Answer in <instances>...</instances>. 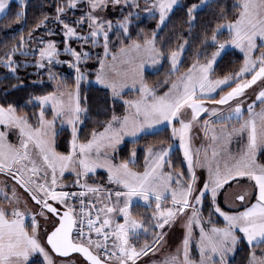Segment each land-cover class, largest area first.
<instances>
[{
    "label": "snow or ice",
    "instance_id": "1",
    "mask_svg": "<svg viewBox=\"0 0 264 264\" xmlns=\"http://www.w3.org/2000/svg\"><path fill=\"white\" fill-rule=\"evenodd\" d=\"M17 2L24 4V0ZM108 2L109 0H59L54 16L41 19L27 36L22 35L11 49L0 57V65L13 75L17 73L21 63L25 66L31 63L38 69L37 75L47 70L48 80L55 81L56 89L30 97L29 102H35L40 109L35 125L29 122L27 115L18 114L13 104H0V125L5 129H18L20 134L19 145H13L7 141L9 133L0 131V175L10 178L0 185V199L6 201L0 203V264H29L36 254L43 257L45 264H54L41 239V217L44 218L45 224L51 223L52 230L43 232L46 244L51 246V250L64 256H68L70 252L82 253L90 264H138L142 256L159 250L165 240L163 230L174 226L185 217L181 245L175 253L166 255L160 264H229L228 254L234 252L242 241H246L251 249L248 264H264V164L257 162V153L264 150V0H239V3L234 5L238 8L236 18L226 23H218L210 40L205 37L202 49L197 52L199 57L204 54L203 49L210 44L215 48L211 57L206 62L197 58L183 72L179 70L189 47V40L180 43L177 49L165 52L164 41L157 47L159 32L153 31L151 37L145 36L142 42L132 40L127 45H122L119 49V59L124 67L121 69L113 63L111 70L120 80L130 81L133 90H136L138 85L140 95L136 99L124 100L125 114L121 116L113 111L102 130H93L91 138L81 143L77 125L81 122V115H86L87 109L80 105V87L86 79L80 64L90 56L88 51L83 50L84 45L95 46L100 43L102 37L106 57L113 32L117 33V42H121L120 37L127 40L130 36L133 12L116 21L105 19L101 11L107 8ZM211 2L212 0H201L199 4L186 7V22L190 27L196 22L197 11ZM9 3L10 0H0V13L5 12ZM111 3L113 7L126 5L132 9L141 8L139 0H111ZM81 5L85 6V10L79 18L67 15ZM178 6L179 0H152L150 5L143 6V11L152 16L158 14L157 29H160ZM24 9L16 13L17 19L26 15V4ZM49 22L60 27L64 37L63 52L71 57L70 60H59L61 49L50 39L52 29H47V36L35 35L36 31ZM78 29L85 30L81 32ZM225 29L228 38L218 39ZM73 39L81 42L80 51L69 43ZM229 45L243 53V63L234 73L229 72L222 77L213 78L215 64ZM257 50L259 55H256ZM17 55H31L35 59L18 62L15 59ZM165 58L171 64L170 71L179 72V75L171 80L170 87L166 81L167 91L158 94L154 86L145 82V66L154 67ZM117 59L114 55L113 62ZM99 62L97 82L110 88L114 97H121L125 84L116 78H109L105 71L108 65L104 58ZM60 63H67L77 73L73 90H62L66 89L67 85L58 80L57 74L52 71V68ZM229 85L234 86L227 92L220 91ZM20 86L22 82L11 85L12 88ZM253 86L258 87L259 91L256 92ZM249 90L253 91L255 98L247 103L245 116L244 104ZM217 92H220L219 99L213 98ZM206 100L210 102V106H206ZM48 105L53 113L51 120L45 116ZM202 114L215 120L236 122L231 129H228L227 124L222 125L219 134L212 136L214 145L218 144L219 148L214 146L210 157L205 151L203 159L199 150L194 153L190 146L191 130ZM60 118H63L61 123L67 122L72 129L70 151L67 154L57 152L54 147L58 134L55 121ZM164 122L171 128L170 138L179 140V148L187 164V179L184 178L183 172L164 171L166 165L172 167L169 160L171 145H161L159 151L149 147L143 172L133 171L129 167L130 163H135V149L131 158L120 164H113L107 158L109 150L114 153L124 137L138 139L142 135L157 131V126ZM204 127L208 129V120H205ZM213 131L215 133L216 130ZM245 133L246 142L237 153H232L226 144L234 137L243 141ZM205 134L207 135V131ZM30 145L38 151L42 165L37 164L33 152L30 151ZM97 167L106 168L109 182L121 186V190L114 192L115 203H112L111 190L103 207H97L89 201V205L95 210L93 218L92 211H85L89 205L85 204L84 197L86 193L98 196L101 189L86 182L81 184L80 177H87ZM197 167L207 169L208 175L202 187H197ZM68 168H71L77 177L74 184L85 189L84 192L57 191V170L62 175ZM241 178L254 182L251 192L247 189L241 190L239 194L233 192L234 202L239 203L243 210L231 213L223 211L218 202L219 195L223 193L227 201L229 194L225 189L232 191V183H237L239 187ZM18 188L28 193L31 201L39 207L38 213L27 208L28 200L22 199ZM169 195L171 205L166 206L162 201H166ZM252 195L255 196V202L248 199ZM206 196L210 199L211 211L219 214L225 221L223 227L213 224L210 229H205L201 206ZM77 198L79 212L77 206L70 203V200ZM133 198L148 202L149 207L154 200V210L145 214V219L138 220L130 210ZM56 203L63 207L62 213L55 206ZM248 204L250 206H246ZM29 215L30 230L29 225L25 223ZM117 215L122 216V223L114 219ZM208 223H211V216ZM194 227L199 228V240L196 241L199 261L190 256ZM74 228H77L79 233L78 242L73 240ZM85 228L88 230L86 243ZM149 229L159 231H155L151 242L146 241L138 249L132 241L139 239L141 234L148 235ZM92 232L96 233V240L91 238ZM110 239L111 250L108 244Z\"/></svg>",
    "mask_w": 264,
    "mask_h": 264
},
{
    "label": "trees",
    "instance_id": "2",
    "mask_svg": "<svg viewBox=\"0 0 264 264\" xmlns=\"http://www.w3.org/2000/svg\"><path fill=\"white\" fill-rule=\"evenodd\" d=\"M238 0H212L211 3L204 5L196 13V22L191 27L186 22L187 16L185 9L191 4H197L199 0H182L180 6L176 7L170 14L165 25L162 26L157 32L159 36L157 38V46L160 47L161 41H164L165 52L177 49L180 43L185 40H189L190 44L187 51L184 54L183 63L180 65V71H184L189 67L192 62L197 59V52L202 49V42L205 37L210 39L213 29L218 23H225L232 21L236 18L238 8L234 5ZM59 0H24L26 4V15L17 19L16 13L18 11H24V4H20L16 1H11L8 5L7 11L0 17V57L4 55L6 51H9L12 46L20 39V37L27 36L29 31L36 26V24L46 16L55 15L56 4ZM223 11V15L221 12ZM129 12H133L128 8L124 13L127 15ZM157 16L153 17H132V24L130 27V36L127 40L120 37L125 44L131 40L142 41L145 36H149L150 33L156 30ZM167 39L165 40V38ZM58 41L57 45L60 49L64 47V42L61 35L56 34L53 36ZM222 40L223 37H218ZM119 42H117V35L112 33V40L110 41L111 50L115 51ZM96 53L90 55L86 59L84 65L81 68L85 71L88 80L95 77V73L98 67V58L101 56V46L96 47ZM214 49V46H209L203 49L204 54L199 57L206 58L210 52ZM18 62L25 60L33 61L35 57L29 55L16 56ZM243 61V56L236 50L226 51L215 64V71L213 75L221 76L229 72H235ZM1 66V65H0ZM167 59L162 60V64L155 72L146 71L144 73L145 81L148 84H154L162 80L168 72ZM64 74L63 83L67 87L72 88L74 86L73 73L69 72L67 67H62L59 70ZM38 69L29 63L25 66L21 63L17 73L14 75L10 72H3L0 67V104L7 105L11 103L17 108L18 114H24L29 117V122L35 125L38 119L39 106H29L28 103L31 96L42 95L47 92L54 91V85L52 82L45 79V74L40 73L37 75ZM18 77V79H17ZM45 79L40 81V79ZM22 86L12 88L11 85L21 84ZM167 87L165 85L158 90V93H163ZM226 89V88H225ZM224 90V89H223ZM129 93V92H128ZM128 93L124 94L128 96ZM80 105L82 108L87 109L86 115H83V120L78 128L79 142H86L91 138L93 130L100 131L103 128L104 123L111 117L113 111L117 115H123L125 113V106L122 101L112 96L107 88L95 85L81 83L80 87ZM46 117H51V112L48 111ZM70 139L71 133L66 128L58 130V134L55 137L54 147L57 152L67 154L70 151ZM171 143L169 138V128H163L161 130L142 135L135 140H125L117 149L114 160L116 162H122L129 159V156L133 149L136 151L135 163H132V167L138 171L144 168V148L151 144ZM258 159L264 164V151L260 152ZM169 160L172 162V170L183 172L185 174V168L181 162V154L178 148L169 156ZM136 214L140 215L143 211V207H136ZM202 214L209 220L211 216V222L216 225H224L221 219L214 216L210 208V199L205 197L202 204ZM250 253V247L242 241L235 252L234 258L229 264H247ZM29 264H44L38 256H35Z\"/></svg>",
    "mask_w": 264,
    "mask_h": 264
},
{
    "label": "rangeland",
    "instance_id": "3",
    "mask_svg": "<svg viewBox=\"0 0 264 264\" xmlns=\"http://www.w3.org/2000/svg\"><path fill=\"white\" fill-rule=\"evenodd\" d=\"M11 1H16L17 2V0H10V2ZM181 1L182 0H179V4L181 3ZM139 3L141 5V8L140 9H132V8H130L133 11V16L134 17H137V18H141V17H153L152 15H149L148 13H145L143 11V6L145 4L150 5L152 3V0H139ZM199 3H201V0H199V2L197 4H199ZM238 3H239V0L236 1V4H238ZM7 8H8V6L6 7L5 12L7 11ZM128 8L129 7H127L126 5H121V6H115V7H113V5L111 3V0H109L107 8L103 9L101 11V14L104 16L105 19H111L113 21H116V20L121 19L125 15L124 12ZM84 10H85V6L84 5H81L79 8H77V9L71 11V12H68L67 15L68 16H71L73 18H79V16L82 14V11H84ZM5 12L0 13V17L2 15H4ZM156 16H157V21H158V19H159L158 14ZM47 29H52L53 30L50 39H52L56 43H58V41L55 40L53 38V36L56 35V34H59V35H61V38H62V40L64 42L63 33H62L60 27L57 26L55 23H52V22H49L46 26L41 27L38 31H36L35 35L36 36H42V35L43 36H47L48 35ZM84 30L85 29H78V31H81V32H83ZM158 30L159 29H157V27H156V30L155 31H158ZM152 33H150L149 37H151ZM116 35H117V33H116ZM219 37L220 38L223 37L222 40L227 39L228 38V32H227V30L225 29V31ZM120 41L121 42H119V44H118L117 48L115 49V51H112L111 50V46H110L109 52H108V54H107L106 57H105V53H104V49H103V39H102V37H101L100 43H98L95 46H93L91 44L84 45L83 50L84 51H88L90 53V55H93V56L96 53V49H97L96 47L97 46H101V56L98 58V67H97V70H96V73H95V77L93 79L88 80L87 77H86L85 71L81 68V66L84 65V63H85L86 60H84V61L81 62L80 68H81V72L86 77V79L84 81H82V83H85V84H95V85H98V86L107 88L110 91V93L112 94L110 88L106 87L105 85H102V84L98 83L97 80H96L97 73L100 70V62L99 61H100L101 58H104L106 60L107 65H108V67L106 68L105 71H106V74L109 76V78H116V79L119 80V82L125 84L124 88L121 90L122 91V96L121 97H115V98H117V99H119L120 101L123 102L124 100H132V99L138 98L139 95H140V93H139V90H138V87H139L138 85H137V89L136 90H133L130 81L125 82L123 80H120L119 78L116 77V74L114 72H112V70H111L113 63H115V65L117 67L123 69L124 66L121 64L120 59H119V56H120L119 49L122 47V45H127L132 40L129 41L128 43H126V44L122 40H120ZM69 43L71 44V46L73 48H76L78 51L81 50V48H80L81 42L80 41L73 39V40L69 41ZM28 47L31 48L32 45H28ZM63 48L61 49V53H60V56H59V60H61V61H68V60L71 59V57L68 54H65L63 52ZM228 50H236V51H238L243 56V53L239 49H237V48H235L234 46H231V45H229L228 47H226L223 50L222 55L226 51H228ZM213 51H215V48L210 52V54L206 58H203V57H198V58L201 60V62H206V60L211 57V53ZM114 55H116L118 57L117 61H115V62H113V56ZM256 55H259V50L256 51ZM219 58H218V60H219ZM15 59L17 60L16 57H15ZM243 59H244V56H243ZM162 60L159 62V64H157L154 67L153 66L146 65L145 66V72L146 71L155 72L156 70H158L160 68L161 64H162ZM167 62H168V65H169L167 75L162 80H160L159 82L154 83V84H149L150 86H154L155 87L157 93H158V90H160V88L165 85V82L166 81H167L168 86L170 87L171 86V80L175 79V77L177 75H179V72H183V71H180V70H179V72H176V73L171 72L170 71L171 64H170V62L168 60H167ZM242 63H243V61H242ZM0 67H1V70L3 72H9V70L7 68H5L3 65H1ZM62 67H67L68 71L73 73V77H74V81H75V76L77 75V73L75 72V69L69 67L67 63L56 64L52 68V71L57 74L58 80H60L63 83L62 77H64V74L59 71L60 69H62ZM40 73L45 74V79L48 80V72H47V70L42 71ZM222 76L223 75H221V77ZM215 77H217V76L213 75V78H215ZM248 78H250V77H248ZM45 79L44 78L43 79H40V81H43ZM50 82L53 83L54 89H55V81H50ZM258 84H259V82H258ZM232 86H234V85L226 86V87L223 88L224 90L221 89L220 91L227 92L229 90V88L232 87ZM74 88H75V83H74V86L72 88L67 87L66 89H62V90L68 91V90H73ZM253 89L256 92L259 91V88L256 87V86H253ZM165 91H167V89ZM125 93L126 94L128 93V96H125L124 95ZM158 94H162V93H158ZM219 95H220V92H217L214 95L213 98L219 99ZM201 98L204 99L203 97H201ZM254 98H255V96L253 95V91L249 90L248 97L245 98V104H244V109H245L244 114H245V116L247 115V103L250 102V100L251 99H254ZM28 105L29 106H38V104H35V102L28 103ZM124 106L126 108V105H124ZM206 106H210V102L208 100H206ZM258 107H259V105H257V108ZM39 110L40 109H38V113H39ZM48 111L51 112V117H49V118L46 117V119L51 120L53 118V113L51 111V106L50 105L47 106V110L45 112V116H46V114H47ZM133 111H134V109H133ZM83 115L84 114L81 115V122L77 125V128H79L80 125H81V123H82ZM123 115H121V116H123ZM189 115H190V110H189ZM62 119L63 118H60V119H57L55 121V127L57 129V132L61 128H66V129H68L70 131V133H71V139H72V129H71V125H69L67 122L61 123V120ZM205 120H208L209 121V127H208L207 130L204 127ZM235 123H236L235 120H233L232 122H226V121H221V120H215V119H213V118H211V117H209L207 115H203L202 114V117L199 119L198 123H196L193 126V128L191 130V133H190V135H191L190 146H191L192 151L195 153L197 150H199L201 159H203L204 154H205V151H207V154L210 157L212 155L213 147L215 146V147L219 148V145L218 144L217 145H214V141L211 139L212 136L214 134H219V129L221 128L222 125L227 124L228 129H231V127ZM176 126L177 127L179 126L178 123H177ZM166 127L169 128V138H170L171 137V128H170V126L166 122L158 125L157 126V129L158 130H161V129L166 128ZM213 130H216L215 133H214ZM0 131H7L9 133L7 135V141L9 143H11L13 145H19V143H20V134H19V130L18 129H5V127L3 125H0ZM206 131H207V135L205 134ZM71 139H70V141H71ZM246 139H247L246 133L244 134V140L243 141H241V140H239V139H237V138L234 137L231 140V142H228L226 144V147L232 153L235 154L241 148L242 144L244 142H246ZM125 140H135V139L132 138V137H130V136L124 137V139L122 140V142L119 145H117L116 151L120 147V145L123 143V141H125ZM161 145H163L164 147H168L169 145H171L172 146L171 153L174 151L175 148H178L179 149L180 154H181V162H182V164H183V166L185 168L184 178L187 179V164L184 161L183 154H182V152H181V150L179 148V140L178 139H171V143H169V144L157 143V144H151V145L146 146L144 148L145 156H146L147 149L149 147H153L156 151H159ZM30 151L33 152V155H34V158L37 161V164L38 165H42V160L39 158L38 151L34 148L33 145H30ZM116 151L113 153L112 150H109V154H108V157L107 158L109 160H111L113 164H120L121 162H116L114 160V156H115ZM263 151L264 150H260L257 153V162L259 164H263L258 159L259 153L260 152H263ZM131 156H132V152H131V154L129 156V159L131 158ZM135 158H136V151H135ZM144 166H145V158H144ZM129 167L132 168L133 171H137V172H143L144 171V168L141 171H138V170L134 169L132 167V163L129 164ZM164 171L165 172L171 171L173 173L179 172V171L172 170V168H169L167 165L165 166ZM195 171H196V175L198 177V179H197V187H202L203 181H204V179L207 178V175H208L207 169L206 168H203V167H197ZM57 178H58L57 191H68V192H72V193H78V192H84L85 191V189H83V188H81V187H79V186H77V185L74 184V181L77 179V177H76L75 173L71 171V168L66 169L65 172L62 175L59 172V170H57ZM48 179H49V181L51 179V172H50V170H49V174H48ZM6 180H10V179L7 178V177H5V176H3V175H0V185H3V182L6 181ZM80 182H81V184H83V183L86 182V183H88L90 185L98 186L101 189V191L99 192L98 196L96 194L86 193V195L84 197V199H85L86 202L91 201V202H93V204H96L98 207H103L104 204L107 202L109 190H111L113 192L112 203H115L114 192L117 191V190H121V186H118L115 183H110L109 182V180H108V171H107L106 168H99V167H97L95 169V171L92 172V173H89L87 177H83V176L80 177ZM253 183L254 182H249L247 180V178H241L240 179V181H239V187L237 186V183H232V185H231V190L232 191H229L228 189H225V192H228V194H229V199L226 201L223 193L220 194L219 197H218V202H219V204L221 206V209L223 211L230 212V213L231 212H234V211H242L243 208L239 206V203L234 202V200H233V192L235 194H239V192L241 190H243V189H247L248 191L251 192V191H253V188H252V184ZM61 185H65L66 187H61ZM173 186H175V185H173ZM8 191H9V194H10L11 193V188H9ZM18 191L21 194L22 199L23 198H27V200H28V203L26 205L27 208L32 209V210H34L35 212L38 213L40 211V209H39V207H36L35 206V203L33 201H31L29 195L23 189H21V188H18ZM248 199L251 202H253V201H255V196L252 195V196L248 197ZM0 203H6V201H3L2 199H0ZM70 203L76 205L77 206V212H79V207H78L79 204L74 199L73 200H70ZM122 203H123V201H121V205H122ZM162 203L164 205H166V206H170L171 205V196L169 195L168 196V199L166 201H162ZM55 205L57 207H59V208H63L58 203H56ZM140 206L144 208L143 211L140 212V215L139 216L138 215H135L136 212H137L135 208L136 207L138 208ZM246 206H250V204H248ZM22 207H24L23 204H22ZM154 208H155V201L154 200L151 203V207H149L148 206V202H145L143 200H140L139 198H133V203L130 206V210H131L132 215L135 218H137L138 220L145 219V214H150L154 210ZM212 213L214 214V216L216 218L221 219L224 222V224H225V221L223 220L222 217L219 216V214L214 213V212H212ZM202 216H203V220L205 221V225H204L205 226V229L206 230L210 229L214 223H212V222L211 223H208V219H206L203 214H202ZM114 219L118 220V222H121V223L123 222L122 216L117 215V216L114 217ZM185 220H186V217L184 219L180 220V222L179 223H176L174 226H172V227H166L163 230L164 231V234H165V240L159 246V250L153 251L152 253H149L147 256H142L140 258V260L138 261V264H160V262L164 259V257L166 255H168L170 253H175V250L181 245V242H182L183 237H184V231H185V229H184L183 225H184ZM43 221H44V218L41 217L40 218L41 239L45 243V236L43 235V232L50 231L52 228H51V223L50 222H49V224H45ZM30 222H31V215H29L28 217H26V220H25L26 225H29V230H30ZM214 225H216V224H214ZM216 226L217 227H223L224 225H222V226L216 225ZM155 231H159V230L158 229H156V230L149 229L148 235L145 236V235L141 234L140 237H139V239H134L132 242L139 249L146 241L147 242H151L153 240ZM237 234L238 235H241L240 233H237ZM87 238L88 237L84 238L85 243H86ZM91 238L93 240H96V239H94V237H91ZM73 240H75L77 242L79 241V239H75V238H73ZM197 240H199V228L198 227H194L193 239H192V242L190 244V256L195 261H199V259H200L199 249L196 246V241ZM244 242L247 244L246 241H244ZM45 245H46V249L49 251V255H50L51 259L53 260L54 264H87L77 254L71 255V256L65 257V258L64 257H58V256H56V255H54L52 253V251L48 248V246H47L46 243H45ZM237 248H238V246H237ZM237 248L235 249L234 252L228 254V257H227L228 262H230L234 258V255H235V252H236ZM109 249L110 250L112 249V240H111V244L109 246ZM93 251L95 252V249H93ZM250 251H251V249H250ZM259 254L260 253H259V250H258L257 251V255H259ZM35 256H38L41 259V261L45 264V262L43 260V257L40 256V255H38V254L34 255L30 259V261ZM248 259H249V257H248ZM247 264H248V262H247Z\"/></svg>",
    "mask_w": 264,
    "mask_h": 264
},
{
    "label": "built area",
    "instance_id": "4",
    "mask_svg": "<svg viewBox=\"0 0 264 264\" xmlns=\"http://www.w3.org/2000/svg\"><path fill=\"white\" fill-rule=\"evenodd\" d=\"M74 200L79 204V199H78V198H77V199H74ZM85 204H86V205H89V202H86V201H85ZM92 204H93V202H92ZM95 205H96V204H95ZM96 206H97V205H96ZM97 207H98V206H97ZM85 211H86V212H87V211H92L93 218H95V210L92 209L91 205H89V206L86 208ZM84 232H85V237H84V238L88 237V236H87V232H88L87 228L84 229ZM91 237H94V239H97L96 233H95V232H92V233H91ZM73 238H75V239H80L77 228H74V229H73ZM108 244H109V246H110V244H111V239L108 241Z\"/></svg>",
    "mask_w": 264,
    "mask_h": 264
},
{
    "label": "water",
    "instance_id": "5",
    "mask_svg": "<svg viewBox=\"0 0 264 264\" xmlns=\"http://www.w3.org/2000/svg\"><path fill=\"white\" fill-rule=\"evenodd\" d=\"M9 178V177H8ZM10 179V178H9ZM22 189V188H21ZM28 194V193H27ZM30 197V196H29ZM31 199V198H30ZM35 203V202H34ZM56 206V205H55ZM57 207V206H56ZM59 208V207H58ZM60 209V211H61V213L63 212V208H59ZM52 230V229H51ZM50 230V231H51ZM50 231H48V232H50ZM74 242H76V241H74ZM45 243H46V236H45ZM48 246V248L51 250V246L50 245H47ZM52 251V253L54 254V255H56V256H58V257H69V256H71V255H75V254H77V255H79L87 264H90V262H88L84 257H83V254L82 253H79V252H70L69 254H68V256H64V255H61V254H58V253H56L55 251H53V250H51Z\"/></svg>",
    "mask_w": 264,
    "mask_h": 264
},
{
    "label": "crops",
    "instance_id": "6",
    "mask_svg": "<svg viewBox=\"0 0 264 264\" xmlns=\"http://www.w3.org/2000/svg\"><path fill=\"white\" fill-rule=\"evenodd\" d=\"M253 202H255V201H253Z\"/></svg>",
    "mask_w": 264,
    "mask_h": 264
}]
</instances>
